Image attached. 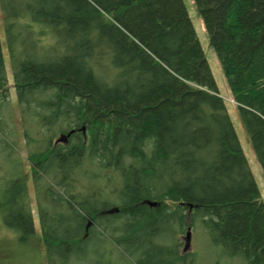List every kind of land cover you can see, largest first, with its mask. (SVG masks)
I'll return each instance as SVG.
<instances>
[{"label": "trees", "instance_id": "1", "mask_svg": "<svg viewBox=\"0 0 264 264\" xmlns=\"http://www.w3.org/2000/svg\"><path fill=\"white\" fill-rule=\"evenodd\" d=\"M193 2L264 178V0ZM0 9L5 231L32 240L34 206L47 264H192L174 235L199 220L229 259L264 264V203L183 0Z\"/></svg>", "mask_w": 264, "mask_h": 264}, {"label": "rangeland", "instance_id": "2", "mask_svg": "<svg viewBox=\"0 0 264 264\" xmlns=\"http://www.w3.org/2000/svg\"><path fill=\"white\" fill-rule=\"evenodd\" d=\"M34 1V0H33ZM183 3L187 9L188 15L193 24L195 33L200 41L201 47L204 51L206 60L209 64L215 83L219 92V95L222 97L225 103L227 112L231 118L232 124L234 126L238 141L242 148V151L248 161L251 172L257 183V187L260 193V199L264 203V178L262 169L257 162L253 149L250 145L248 135L245 131V128L242 124V121L239 117L238 109L236 104L231 98L230 90L227 86L226 79L223 75L221 66L218 62L216 54L210 45L209 36L204 29L202 19L198 13V10L193 2V0H183ZM0 42L2 45L3 57L9 70L8 63V54L5 43V33L2 20V13L0 9ZM10 99L13 102V116L18 118V109L16 108V103L14 100V93L12 89H9ZM9 114L10 111L3 113L4 118L8 121L9 118L6 114ZM6 138L3 134L0 133V139ZM8 140H13L18 142L17 148L19 149V154L24 158V148L22 144L21 133L19 130L15 134H10L7 138ZM20 156V158H21ZM23 162V161H22ZM23 170L29 172V163L24 160ZM0 166L3 167L0 169L9 171V163L5 160L4 157H0ZM28 191L33 198L32 183L30 178H27ZM3 188L0 182V188ZM34 204V201H33ZM107 213H109L107 211ZM33 218H34V235L32 240L27 242H20L15 235L10 234L5 231L0 223V264H47L45 253L43 250V245L41 243V233L39 222L37 218L36 211L33 206ZM188 221H186L187 223ZM188 228H185L183 231L175 232V239L177 242L176 251L179 254L193 253L194 262L192 264H241L240 260H231L229 259L220 248L215 247L209 240L205 228L202 227L199 220L194 222L190 228V238H189V248L184 252L185 236ZM158 239V238H156ZM133 259H130L129 262H122L121 264H134ZM75 264H90L88 260H84L81 263Z\"/></svg>", "mask_w": 264, "mask_h": 264}, {"label": "water", "instance_id": "3", "mask_svg": "<svg viewBox=\"0 0 264 264\" xmlns=\"http://www.w3.org/2000/svg\"><path fill=\"white\" fill-rule=\"evenodd\" d=\"M80 130L84 133V127H81ZM73 132V130L69 131L67 134H61L59 135L54 143L57 144V143H66L67 142V139L68 137L70 136V134ZM148 206L150 207H154V206H157V203L156 202H153V201H146L145 202ZM191 206L189 207V211L191 210ZM118 209L117 208H112V209H109L108 212L109 213H112V212H117ZM189 238H190V227H188V231L186 232V236H185V244H184V252L189 248Z\"/></svg>", "mask_w": 264, "mask_h": 264}, {"label": "flooded vegetation", "instance_id": "4", "mask_svg": "<svg viewBox=\"0 0 264 264\" xmlns=\"http://www.w3.org/2000/svg\"><path fill=\"white\" fill-rule=\"evenodd\" d=\"M32 190H33V193H34L33 185H32ZM143 204H146V203H144V201H143Z\"/></svg>", "mask_w": 264, "mask_h": 264}]
</instances>
